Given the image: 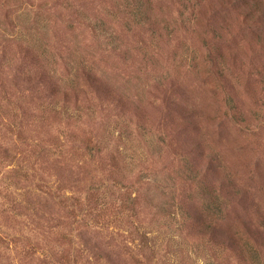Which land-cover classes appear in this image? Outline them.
Returning a JSON list of instances; mask_svg holds the SVG:
<instances>
[{
    "label": "rangeland",
    "instance_id": "obj_1",
    "mask_svg": "<svg viewBox=\"0 0 264 264\" xmlns=\"http://www.w3.org/2000/svg\"><path fill=\"white\" fill-rule=\"evenodd\" d=\"M0 264H264V0H0Z\"/></svg>",
    "mask_w": 264,
    "mask_h": 264
}]
</instances>
